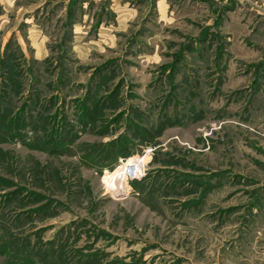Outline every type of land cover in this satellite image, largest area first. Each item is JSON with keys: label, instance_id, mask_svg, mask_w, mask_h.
<instances>
[{"label": "rangeland", "instance_id": "rangeland-1", "mask_svg": "<svg viewBox=\"0 0 264 264\" xmlns=\"http://www.w3.org/2000/svg\"><path fill=\"white\" fill-rule=\"evenodd\" d=\"M0 264H264V0H0Z\"/></svg>", "mask_w": 264, "mask_h": 264}, {"label": "bare ground", "instance_id": "bare-ground-1", "mask_svg": "<svg viewBox=\"0 0 264 264\" xmlns=\"http://www.w3.org/2000/svg\"><path fill=\"white\" fill-rule=\"evenodd\" d=\"M130 165L132 166V172L135 175V177H140L143 175L144 168L143 167V162L133 159L130 160ZM125 173H126V168L124 165H120L114 169V171H111V176L109 177V180L117 182V184L124 183L126 181L125 179Z\"/></svg>", "mask_w": 264, "mask_h": 264}]
</instances>
